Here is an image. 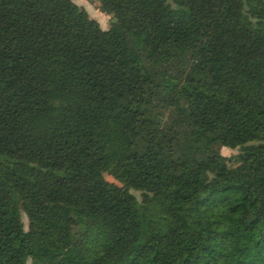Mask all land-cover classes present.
Listing matches in <instances>:
<instances>
[{"label": "trees", "instance_id": "1", "mask_svg": "<svg viewBox=\"0 0 264 264\" xmlns=\"http://www.w3.org/2000/svg\"><path fill=\"white\" fill-rule=\"evenodd\" d=\"M95 1L0 0V264H264V0Z\"/></svg>", "mask_w": 264, "mask_h": 264}, {"label": "rangeland", "instance_id": "2", "mask_svg": "<svg viewBox=\"0 0 264 264\" xmlns=\"http://www.w3.org/2000/svg\"><path fill=\"white\" fill-rule=\"evenodd\" d=\"M72 1L77 5L79 12L84 11L89 17L95 19L102 29H106L109 27L112 19L108 14L104 13L99 9L95 0H72ZM236 152L237 149H229L227 147L221 148V153L227 156L232 155ZM104 177L109 181H114V179L106 173H104ZM128 191L135 197L137 202L141 200V192L139 190L128 188ZM45 203L50 207H54V208L60 207L59 205L52 204L51 202H45ZM20 208H21V218L23 223L24 234L26 236H30L33 232V226L30 219V214L32 213V210L29 204L24 202L21 203Z\"/></svg>", "mask_w": 264, "mask_h": 264}]
</instances>
